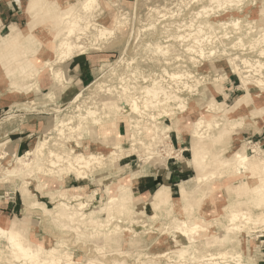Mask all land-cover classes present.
<instances>
[{
    "label": "clouds",
    "instance_id": "9594fccd",
    "mask_svg": "<svg viewBox=\"0 0 264 264\" xmlns=\"http://www.w3.org/2000/svg\"><path fill=\"white\" fill-rule=\"evenodd\" d=\"M0 264H264V0H0Z\"/></svg>",
    "mask_w": 264,
    "mask_h": 264
}]
</instances>
